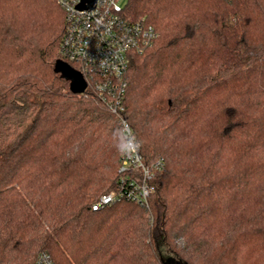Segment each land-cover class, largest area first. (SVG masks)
Here are the masks:
<instances>
[{
	"label": "trees",
	"instance_id": "obj_1",
	"mask_svg": "<svg viewBox=\"0 0 264 264\" xmlns=\"http://www.w3.org/2000/svg\"><path fill=\"white\" fill-rule=\"evenodd\" d=\"M123 10L159 31L131 55L124 114L143 163L164 169L147 208L93 210L119 181L120 123L55 70L59 0H0V264L42 251L54 264H264V0Z\"/></svg>",
	"mask_w": 264,
	"mask_h": 264
},
{
	"label": "built area",
	"instance_id": "obj_2",
	"mask_svg": "<svg viewBox=\"0 0 264 264\" xmlns=\"http://www.w3.org/2000/svg\"><path fill=\"white\" fill-rule=\"evenodd\" d=\"M65 12V31L60 58L72 63L99 101L121 126L123 148L117 187L101 193L92 204L101 209L120 199L147 208L154 171L163 170L162 159L143 163L132 128L125 117L127 70L133 52L140 53L159 37V31L144 17L129 19L124 0H59ZM80 4H83L80 6ZM84 90V91H85ZM35 264H54L48 252H40Z\"/></svg>",
	"mask_w": 264,
	"mask_h": 264
},
{
	"label": "water",
	"instance_id": "obj_3",
	"mask_svg": "<svg viewBox=\"0 0 264 264\" xmlns=\"http://www.w3.org/2000/svg\"><path fill=\"white\" fill-rule=\"evenodd\" d=\"M83 4H80L82 6ZM55 70L60 73L61 77L69 80L70 89L75 93L84 92L87 83L83 77V75L72 68L69 64L62 61L61 59H57L55 62ZM169 262L172 264H180L176 262L173 258H169Z\"/></svg>",
	"mask_w": 264,
	"mask_h": 264
},
{
	"label": "rangeland",
	"instance_id": "obj_4",
	"mask_svg": "<svg viewBox=\"0 0 264 264\" xmlns=\"http://www.w3.org/2000/svg\"><path fill=\"white\" fill-rule=\"evenodd\" d=\"M139 208H141V207H139Z\"/></svg>",
	"mask_w": 264,
	"mask_h": 264
}]
</instances>
